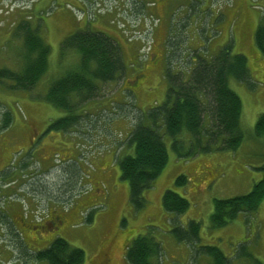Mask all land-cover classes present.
<instances>
[{
  "label": "rangeland",
  "instance_id": "1",
  "mask_svg": "<svg viewBox=\"0 0 264 264\" xmlns=\"http://www.w3.org/2000/svg\"><path fill=\"white\" fill-rule=\"evenodd\" d=\"M225 6L229 7L223 15L220 9ZM67 10L76 21L83 13L86 25L79 27L74 20L61 24L58 16ZM261 17L264 0H0V67L16 71L22 67L19 55L23 49L13 36L14 24L26 19L32 26L42 25L50 53L40 88H35L38 94L47 91L48 80L77 66L76 50H63L61 43L81 29L113 38L126 66L121 77L101 85L96 99L79 104L77 113L83 117L74 131L46 132L48 124L66 111L31 92L11 91L7 84H0V125L5 112L11 116L8 130L0 129V166L8 167L0 176V218L8 215L10 204L16 203L14 215H20L16 207H21L25 215L34 208L28 209L25 192L3 191L5 176L23 178L28 172L41 173L53 167L41 180L45 193L39 195L38 202L31 198L33 206L39 204L47 211L53 207L51 201L60 196L56 192L62 184L72 185L73 205L63 211L68 202L61 199L65 204L56 212L64 217L60 218L62 223H56V229L36 232V241L31 239L32 231L20 229L29 251L42 250L56 238H63L83 250L82 264H128L124 259L128 243L137 235H148L161 246L159 256L151 260L153 264H209L210 258L195 259L191 246L178 242L170 231L173 224L195 220L201 222L199 245L217 246L229 264H264V198L255 212L240 213L221 228L208 227L214 198L245 194L264 175V142L253 135L258 115L264 114V56L254 40ZM131 35L136 38L134 42L127 40ZM224 45L245 55L253 84L249 87L229 79L230 88L241 100L244 138L240 146L235 151L178 159L164 137L169 147L168 161L144 191L145 206L134 210L128 184L120 178L118 166V158L132 153L121 146L132 126L127 117L133 114L131 107L146 112L160 105L167 89L165 69L175 72L179 68L186 78L198 57L210 59ZM143 46L148 48L146 52ZM37 135L38 139L29 143ZM179 174L186 176L184 188L174 185ZM170 188L189 201V208L181 215L167 213L162 207V194ZM86 216L90 221L85 220ZM242 249L248 257L241 255ZM19 257L16 238L8 236L1 224L0 264H26Z\"/></svg>",
  "mask_w": 264,
  "mask_h": 264
},
{
  "label": "trees",
  "instance_id": "2",
  "mask_svg": "<svg viewBox=\"0 0 264 264\" xmlns=\"http://www.w3.org/2000/svg\"><path fill=\"white\" fill-rule=\"evenodd\" d=\"M13 30V36L22 44L23 51L19 55L22 67L17 71L0 67V84H7L11 91L31 92L53 107L66 111L63 117L48 124L46 132L76 130L83 117L77 113L79 104L96 99L101 85L115 81L125 72L121 49L113 38L102 32L81 29L66 36L61 43L63 50H76L79 55L77 66L62 76L48 80L45 94H38L35 88L47 70L50 53V46L43 40L42 25L38 23L32 26L24 19L16 22ZM254 40L264 56V17L260 18L255 28ZM163 74L167 79L163 102L146 112L131 107L133 114L127 117L131 119L132 126L121 146L132 153L118 158L120 178L128 184L129 202L134 210L145 206L144 191L152 186L168 161L169 147L164 137H167L178 159L235 151L244 138L240 127L241 100L230 88L229 79L249 87L253 85L245 55L234 53L231 45H224L210 59L198 57L186 78L179 68L175 72L165 69ZM114 106L121 104L114 103ZM111 114L115 113L111 111ZM10 123L11 116L5 112L0 129H7ZM253 131L254 137L262 138L264 142V114L258 115ZM186 184L184 174L174 178L175 186L184 188ZM71 190L72 185L57 191L61 198L69 202L73 199ZM263 198L264 175L245 194L214 198L208 227L221 228L240 213L255 212ZM161 204L167 213L174 215L183 214L190 205L173 188L163 192ZM85 220L90 221V216H86ZM200 228V221L188 220L185 225L173 224L170 231L178 242L191 246V255L195 259L205 256L210 258L209 264H229L228 257L217 246L199 245ZM18 235L15 233L13 237L16 238L19 258L26 264H82L84 261L83 250L71 246L63 238H56L48 247L31 252ZM160 252L161 246L153 237L137 235L126 246L124 259L128 264H153L151 260L159 256ZM243 254L242 249L241 255L248 257V254Z\"/></svg>",
  "mask_w": 264,
  "mask_h": 264
},
{
  "label": "flooded vegetation",
  "instance_id": "3",
  "mask_svg": "<svg viewBox=\"0 0 264 264\" xmlns=\"http://www.w3.org/2000/svg\"><path fill=\"white\" fill-rule=\"evenodd\" d=\"M36 130V134H37V129ZM34 133V132H33ZM34 136V135H33ZM38 135L34 138H32L30 140L29 143H33L35 140L38 139ZM37 151V150H36ZM42 168V165H40ZM1 167V166H0ZM8 170V167L4 166L0 168V176H4V174L6 173V171ZM45 172V170H44ZM44 172L41 173H34V172H28L26 174H23V178H19L18 176H11V177H15V178H7V176L3 177L5 184L3 185L4 190H11V189H18L22 192H25L27 199H28V209H30V207H34L33 209H30V212H28L26 215L23 212V209H21V207H16V208H20V215H14V209L16 205V203L14 204H10L8 205V215L5 218H0V223L2 225H4L6 227V232L8 234V236L13 237V234L18 233L20 236V238L23 240V242L25 243L26 241L24 240V235L21 234V231L23 232L25 229H29L30 231H32L33 233L30 235L31 239L33 241H36V232L39 233H43L44 231L48 230H54L56 229L57 225L56 223H62L60 218H63L64 215L62 216L60 213L56 212V208H60L62 209V201H61V195L59 194V192L57 191L56 194L60 195L58 196L57 200H52L51 201V205H53V207L51 208L50 211L44 210L43 208H40V205H36L33 206L31 198L34 200V202H38L37 198L39 197V195L41 193H45V187H42L41 185L43 184L41 182V180L45 177ZM31 176V177H30ZM27 177L28 180L21 182V180H24ZM35 178L37 179L35 181ZM32 179V180H31ZM31 180V181H30ZM43 182H45L43 180ZM18 185V186H17ZM67 185V184H66ZM63 185L62 186H66ZM70 186V185H69ZM28 188L31 189L32 191V197L30 196L29 190ZM61 188V187H60ZM59 190V189H58ZM70 193V191H69ZM69 195V194H67ZM66 195V196H67ZM51 200V199H50ZM30 205V206H29ZM49 205H47L48 207ZM46 207V208H47ZM49 210V209H48ZM63 211H65L64 209H62ZM47 211V212H45ZM48 212H50V215L47 214ZM30 214V215H29ZM0 224V225H1ZM21 229V231H20ZM36 230V231H34ZM25 245H27L25 243ZM98 264H100V262H98ZM101 264H105V262L103 261V263ZM109 264V261L108 263Z\"/></svg>",
  "mask_w": 264,
  "mask_h": 264
},
{
  "label": "crops",
  "instance_id": "4",
  "mask_svg": "<svg viewBox=\"0 0 264 264\" xmlns=\"http://www.w3.org/2000/svg\"><path fill=\"white\" fill-rule=\"evenodd\" d=\"M185 1H187V0H184V2ZM261 1V0H260ZM74 3V2H73ZM76 6L78 5V3L77 4H75ZM78 7V6H77ZM227 7H229V6H225V7H223V8H221L220 9V12H222L223 13V15H224V12H225V9L227 8ZM202 13H203V10H202ZM217 14L216 13H214V16H216ZM65 17H67V18H65ZM58 18H59V21L61 22V24H63L64 23V21L65 20H68L69 21V23H71V20H74V22L75 23H78L79 25V27H84L85 25H86V23H87V20L85 19V18H83L82 20H75L74 19V17H73V15H72V13L71 12H69L68 10H67V12L66 13H61L59 16H58ZM67 22V21H66ZM69 29H71V27L69 26V28H68V30ZM68 30H66L63 34H65L66 32H68ZM40 80H39V82L37 83V87L38 88H40ZM46 82V81H45ZM44 82V83H45ZM44 83L41 85L42 86V88L44 87Z\"/></svg>",
  "mask_w": 264,
  "mask_h": 264
}]
</instances>
